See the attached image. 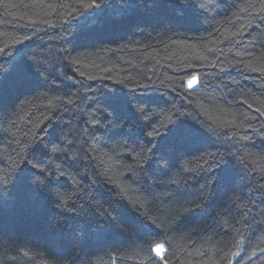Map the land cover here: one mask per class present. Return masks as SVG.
<instances>
[{"label":"trees","instance_id":"16d2710c","mask_svg":"<svg viewBox=\"0 0 264 264\" xmlns=\"http://www.w3.org/2000/svg\"><path fill=\"white\" fill-rule=\"evenodd\" d=\"M90 3L0 0V264H264V0Z\"/></svg>","mask_w":264,"mask_h":264},{"label":"snow or ice","instance_id":"6c2138e0","mask_svg":"<svg viewBox=\"0 0 264 264\" xmlns=\"http://www.w3.org/2000/svg\"><path fill=\"white\" fill-rule=\"evenodd\" d=\"M181 2L182 3H184V2H186V0H181ZM101 6V4H99V3H97V0H92V3H90V4H86L85 6H84V8H85V11L86 10H91V9H93V8H98V7H100ZM201 7H203L202 5H201ZM83 13V12H82ZM82 13H81V15H82ZM46 23V22H45ZM71 35V33L68 31L67 32V35L66 36H70ZM31 39V37L30 36H24L23 37V39L22 40H16V41H14V43H15V45H20V44H22L23 42H25V41H28V40H30ZM211 51V50H210ZM0 54H8V46L6 45L5 46V48H0ZM104 71H108L107 69H104ZM81 75H83V73H81ZM67 79L68 80H71L72 78L69 76V77H67ZM88 79H95V77H91V76H89L88 77ZM186 83H187V88L188 89H192L194 86H196L197 84H198V78H197V76H190V78L186 81ZM183 86V82H181V83H178L176 86H175V89L174 90H178V89H180L181 87ZM136 87H147L146 85H137ZM129 90L130 91H132V92H136V88H129ZM107 91L110 93L111 92V89H107ZM177 95H179V91H177ZM72 101L71 100H69V103H71ZM248 107L249 108H251L252 106L251 105H248ZM134 108L136 109V111L137 112H139L140 114H141V117H144V119H148V117H147V115H146V113H145V110L144 109H142V108H137V107H135L134 106ZM257 111L258 112H260V114L261 115H264V111H262L261 109H257ZM104 112H106L107 113V115L109 116V117H111V115H112V113L107 109V108H104ZM107 125H111V124H113V121L111 120V119H107ZM93 123H99L98 121H93ZM171 123H173V121H170V124ZM101 126H103V125H101ZM117 126V124L115 125V127ZM120 126V125H119ZM261 127H264V125H262ZM44 133H45V135H46V132H47V130L45 129V130H42ZM159 135H161V133L158 131V130H156V129H152V130H150V131H147L146 132V136L147 137H150V138H155V137H158ZM234 135V134H233ZM43 136H37L36 137V139H35V143H37L38 141L39 142H41V143H43ZM246 138V137H245ZM125 141L127 142V140L125 139ZM151 146V145H150ZM125 147H127V143L125 144ZM152 147V146H151ZM151 147H149L148 148V151L150 152L151 151ZM50 151L52 152V153H55V152H59V151H61V149L58 147V144L57 143H52L51 144V148H50ZM135 150L134 149H128V153L129 154H132L133 152H134ZM210 156L212 157V162H211V164L209 165V168H208V170H211V169H214V168H216V167H218L220 164H222L223 163V157H224V155H220L219 157H217V154L215 153V152H213V153H210ZM199 158V157H198ZM134 159H135V157H134ZM149 159V157L147 158V160ZM21 160H22V163L25 165H29L30 167H32V168H34V169H37V170H40V171H45V169H43L42 167H41V163L42 162H38V161H33V160H31V159H29V158H27V159H24V158H21ZM146 160V161H147ZM145 161V162H146ZM204 163H208V161L207 160H205L204 161ZM136 164L137 165H139V161H136ZM13 165H16L17 167H19V164H17V162L14 160L13 161ZM12 165H10L9 167H11ZM141 166V165H140ZM183 167H184V170L185 171H190V169L187 167V165L185 164V165H183ZM128 171L129 172H133L134 171V166L133 165H129V167H128ZM66 176V173L63 171V170H61V171H59V173H58V175L56 176V177H65ZM215 179V177H212V178H210V179H208L207 181H205V184L204 185H201V187L203 188V187H205V186H207V185H210L212 182H213V180ZM33 182L35 183V180H33ZM106 182H110V183H113V184H115V181H113L112 180V178L111 177H108L107 178V181ZM67 198H70L69 197V195L67 194V193H64L63 195L61 194V192L59 191V190H57L56 191V199H57V202H56V204H55V207L56 208H58V209H63L64 208V203H63V201H64V199H67ZM191 209H184V211L185 212H188V211H190ZM97 212H98V214L101 216V217H103L105 220H108V219H115V217L113 216V213H112V211H109V210H107V209H105V210H99V209H97ZM150 219H152V218H150ZM153 223H155V220H153ZM155 225H156V227H160L161 225L160 224H158V223H155ZM153 251L155 252V254H156V256H161V253L164 251V247H163V245L162 244H159V243H157L156 245H155V247H154V249H153ZM233 255L235 256V255H237L236 253H233Z\"/></svg>","mask_w":264,"mask_h":264},{"label":"rangeland","instance_id":"374dc122","mask_svg":"<svg viewBox=\"0 0 264 264\" xmlns=\"http://www.w3.org/2000/svg\"><path fill=\"white\" fill-rule=\"evenodd\" d=\"M154 247H155V246H154ZM163 252H164V251H163ZM163 252H162V253H163ZM162 253H161V254H162Z\"/></svg>","mask_w":264,"mask_h":264}]
</instances>
